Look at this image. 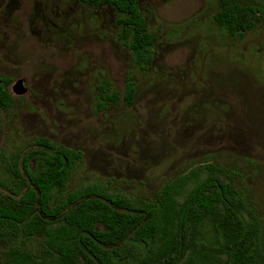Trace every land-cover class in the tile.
<instances>
[{
	"label": "rangeland",
	"instance_id": "374dc122",
	"mask_svg": "<svg viewBox=\"0 0 264 264\" xmlns=\"http://www.w3.org/2000/svg\"><path fill=\"white\" fill-rule=\"evenodd\" d=\"M139 5L156 36L145 70L119 40L111 7L0 0V76L14 97L0 110V148L8 158L47 137L83 153L69 189L99 179L142 199L198 166H221L264 229V19L238 40L214 21L218 0ZM19 78L22 95L11 90ZM128 80L133 103L98 110L96 85L121 92Z\"/></svg>",
	"mask_w": 264,
	"mask_h": 264
},
{
	"label": "trees",
	"instance_id": "16d2710c",
	"mask_svg": "<svg viewBox=\"0 0 264 264\" xmlns=\"http://www.w3.org/2000/svg\"><path fill=\"white\" fill-rule=\"evenodd\" d=\"M118 14V38L145 70L155 54L139 0H73ZM215 23L241 40L264 19V7L218 0ZM0 76V110L14 102ZM98 110L132 104L136 86L97 84ZM2 119L0 113V138ZM83 153L40 136L8 158L0 148V249L4 264H264V229L245 194L221 166H198L149 198L93 180L69 189ZM31 162L36 168L31 167ZM204 169L205 178L199 175ZM192 186L189 188V185Z\"/></svg>",
	"mask_w": 264,
	"mask_h": 264
},
{
	"label": "water",
	"instance_id": "95a60500",
	"mask_svg": "<svg viewBox=\"0 0 264 264\" xmlns=\"http://www.w3.org/2000/svg\"><path fill=\"white\" fill-rule=\"evenodd\" d=\"M11 90L16 95H22L27 91L25 82L23 79H17L11 86Z\"/></svg>",
	"mask_w": 264,
	"mask_h": 264
},
{
	"label": "flooded vegetation",
	"instance_id": "af4514ba",
	"mask_svg": "<svg viewBox=\"0 0 264 264\" xmlns=\"http://www.w3.org/2000/svg\"><path fill=\"white\" fill-rule=\"evenodd\" d=\"M154 59V58H153Z\"/></svg>",
	"mask_w": 264,
	"mask_h": 264
}]
</instances>
